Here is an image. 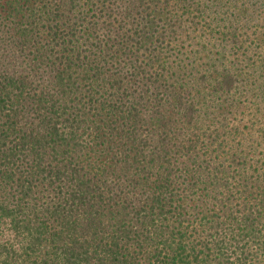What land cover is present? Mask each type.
<instances>
[{
	"label": "trees",
	"instance_id": "trees-1",
	"mask_svg": "<svg viewBox=\"0 0 264 264\" xmlns=\"http://www.w3.org/2000/svg\"><path fill=\"white\" fill-rule=\"evenodd\" d=\"M0 264H264V0H0Z\"/></svg>",
	"mask_w": 264,
	"mask_h": 264
}]
</instances>
